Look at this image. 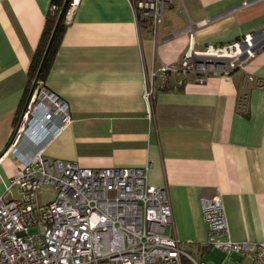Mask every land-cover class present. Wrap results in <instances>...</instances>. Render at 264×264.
<instances>
[{
	"label": "crops",
	"instance_id": "1",
	"mask_svg": "<svg viewBox=\"0 0 264 264\" xmlns=\"http://www.w3.org/2000/svg\"><path fill=\"white\" fill-rule=\"evenodd\" d=\"M49 9L50 0H0V196L11 195L18 161L5 147ZM65 19L43 82L72 121L44 155L92 168L148 165L147 182L171 202L166 232L188 251L181 264L241 263L246 253L208 244L199 198L220 195L233 240L264 241V0H172L156 26L141 24L131 0H77ZM245 35L253 54L228 72L181 69L188 50L207 57Z\"/></svg>",
	"mask_w": 264,
	"mask_h": 264
},
{
	"label": "built area",
	"instance_id": "2",
	"mask_svg": "<svg viewBox=\"0 0 264 264\" xmlns=\"http://www.w3.org/2000/svg\"><path fill=\"white\" fill-rule=\"evenodd\" d=\"M131 1L137 19H148L153 26L162 22L164 6L172 2ZM76 4L77 0H69L68 10ZM251 39L245 35L205 51L215 57H199L188 50L181 69L226 73L242 53L253 54ZM226 50L233 55L219 56ZM155 74L151 73L143 94L149 118ZM71 121L67 101L43 80H33L5 147L18 165L5 189L11 195L0 196V264H181L182 256L189 254L176 236L166 232L172 222L171 202L165 187L147 182L148 165L92 168L44 155L47 141ZM44 185L50 186L53 198L40 202ZM199 202L209 227V245L226 255L246 253L256 264H264V241L230 237L220 195H201ZM30 227L37 231L30 233Z\"/></svg>",
	"mask_w": 264,
	"mask_h": 264
},
{
	"label": "trees",
	"instance_id": "3",
	"mask_svg": "<svg viewBox=\"0 0 264 264\" xmlns=\"http://www.w3.org/2000/svg\"><path fill=\"white\" fill-rule=\"evenodd\" d=\"M65 0H50V9L45 17V24L36 51L29 67V82L35 79L44 81L66 27L68 4ZM61 13V15H60ZM141 24L149 25L148 19H141ZM187 251V250H186ZM188 253V251H187Z\"/></svg>",
	"mask_w": 264,
	"mask_h": 264
},
{
	"label": "rangeland",
	"instance_id": "4",
	"mask_svg": "<svg viewBox=\"0 0 264 264\" xmlns=\"http://www.w3.org/2000/svg\"><path fill=\"white\" fill-rule=\"evenodd\" d=\"M252 43V41H251ZM242 51V50H241ZM226 52H229L228 50ZM230 55L232 56L233 55V52H229ZM246 53H242L241 54V57L246 58L247 57V54L245 55ZM245 55V56H244ZM216 59V58H215ZM224 62V61H223ZM40 195V202H44V200H48L50 198H53L52 196V189L50 188L49 185H44L43 189L40 191L39 193ZM37 231V228L36 227H30L29 228V232L30 233H33V232H36ZM243 253V252H242ZM248 254H245V255H241L242 258H239L238 260L239 261H242L241 263L239 264H255V262L252 260V258L248 255ZM241 259V260H240Z\"/></svg>",
	"mask_w": 264,
	"mask_h": 264
},
{
	"label": "bare ground",
	"instance_id": "5",
	"mask_svg": "<svg viewBox=\"0 0 264 264\" xmlns=\"http://www.w3.org/2000/svg\"><path fill=\"white\" fill-rule=\"evenodd\" d=\"M227 51V50H226ZM226 51H224L222 54H220L219 56H222V57H227V56H229L230 55V53L229 52H226ZM215 55H217V54H215Z\"/></svg>",
	"mask_w": 264,
	"mask_h": 264
},
{
	"label": "water",
	"instance_id": "6",
	"mask_svg": "<svg viewBox=\"0 0 264 264\" xmlns=\"http://www.w3.org/2000/svg\"><path fill=\"white\" fill-rule=\"evenodd\" d=\"M68 2H69V0L64 1L63 8L68 4ZM60 15H61V13H60Z\"/></svg>",
	"mask_w": 264,
	"mask_h": 264
}]
</instances>
